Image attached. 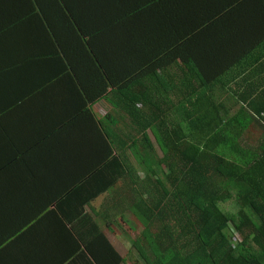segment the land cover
<instances>
[{"label": "trees", "instance_id": "16d2710c", "mask_svg": "<svg viewBox=\"0 0 264 264\" xmlns=\"http://www.w3.org/2000/svg\"><path fill=\"white\" fill-rule=\"evenodd\" d=\"M128 151L137 264H264L263 0H0V248Z\"/></svg>", "mask_w": 264, "mask_h": 264}, {"label": "crops", "instance_id": "0c3cea01", "mask_svg": "<svg viewBox=\"0 0 264 264\" xmlns=\"http://www.w3.org/2000/svg\"><path fill=\"white\" fill-rule=\"evenodd\" d=\"M241 21H244L243 17L233 19L232 29L228 28V24L224 25L223 29L226 31L224 33H238L239 29L247 28L244 22L236 28ZM110 104L112 103L110 102ZM114 109V105L111 106L108 115L101 117H110L113 129L119 131L120 119L114 115ZM128 166L134 167L137 172L136 160L131 152H127L126 160L120 154H116L104 168L93 174V179L89 178L81 191L77 189L73 193H69L59 204H51L49 201L42 202L43 215L35 225H31L29 230H26L28 243L17 240L2 246L0 248V264H97L95 257L90 252L91 246L96 255H99L101 259L108 260L109 264L117 262L112 248L123 259L120 260V264H130V257L135 262L136 260L142 261V258L132 249L133 234L126 231L122 225L118 227L117 222H107L108 215H117L114 209L116 202L123 198L133 197L127 189V185L131 182L127 178ZM115 174L118 179L114 182ZM138 178L140 177L138 176ZM144 178L145 176L139 180L142 181ZM138 183L140 182L138 181ZM107 185H115V187L107 192L105 191ZM108 195L113 199L106 201L105 197ZM68 197L71 200L67 199ZM54 212L60 216L62 222L55 230H52L50 227L55 218ZM111 218L113 219V217ZM64 224L65 226H63ZM32 235L41 236L40 239H35ZM102 235H106L107 241L102 240ZM33 239H35V244L31 242Z\"/></svg>", "mask_w": 264, "mask_h": 264}, {"label": "rangeland", "instance_id": "374dc122", "mask_svg": "<svg viewBox=\"0 0 264 264\" xmlns=\"http://www.w3.org/2000/svg\"><path fill=\"white\" fill-rule=\"evenodd\" d=\"M110 105L113 107V105L110 104V102H109L108 100H102L100 103H97V104H96L95 108L99 111V114H100L101 116H105V117H106V116L108 115V113L111 111V106H110ZM118 125H119V130H121V129H126V128H127L126 125H125V123H124V122H121V120H119ZM151 136H152V139H153L154 142H155V137L153 136L152 133H151ZM155 144H156V143H155ZM156 146H157V150L159 151V148H158V145H157V144H156ZM137 159H138V157H137V156H134V160H136V165H137V167H138L137 175H138L140 178H143L144 176H146V174H147V170H146L145 166H142V165H141L140 160H137ZM111 174H112V173H111ZM109 175H110V174H109ZM116 179H118V178L116 177V174H115L114 182H115ZM71 196H72V195H71ZM71 196H70V197H71ZM70 197H68L67 199L71 200ZM111 199H113V197L110 196V195H108V196L105 197V200H106V201L111 200ZM114 199H115V198H114ZM99 204H100V202L98 203V206H99ZM125 205H126V206H129V205H130V201H127V200H125V199L123 198V206H124V207H121V208H127V207H125ZM120 210H121V209H120ZM120 210L117 211V212H115V214L120 213ZM117 218H121V217H119V216H113V219L116 220ZM119 226H120V225H118V227H119ZM125 229H126V231H127V228H126V227H125ZM130 236H132V235H130ZM133 236H134V235H133ZM234 240H236V239H234ZM130 264H137V262H135L134 259L130 257Z\"/></svg>", "mask_w": 264, "mask_h": 264}]
</instances>
